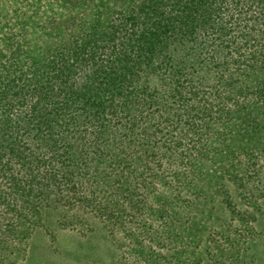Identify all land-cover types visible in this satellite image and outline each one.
<instances>
[{"label":"trees","instance_id":"16d2710c","mask_svg":"<svg viewBox=\"0 0 264 264\" xmlns=\"http://www.w3.org/2000/svg\"><path fill=\"white\" fill-rule=\"evenodd\" d=\"M263 170L264 0H0V259L94 220L111 264H253Z\"/></svg>","mask_w":264,"mask_h":264},{"label":"rangeland","instance_id":"374dc122","mask_svg":"<svg viewBox=\"0 0 264 264\" xmlns=\"http://www.w3.org/2000/svg\"><path fill=\"white\" fill-rule=\"evenodd\" d=\"M260 187V192L254 193V205L244 202L238 190L234 192L239 206L253 214L251 222L260 234L258 243L249 250L248 258L254 259L253 264H264V170L260 175ZM218 201L219 198L217 205ZM90 222L94 231L87 236H81L72 230L58 231L55 242L44 235L43 231L34 230L21 251L9 249L10 253H5V257L0 259V264H111L113 257L109 250H115V245L118 248L117 241L120 239L109 236L98 222ZM116 253L118 256V249Z\"/></svg>","mask_w":264,"mask_h":264}]
</instances>
